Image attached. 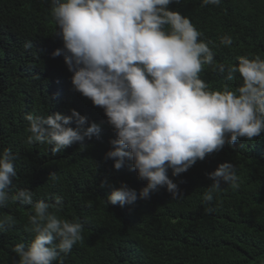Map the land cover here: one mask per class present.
<instances>
[{
    "label": "trees",
    "instance_id": "1",
    "mask_svg": "<svg viewBox=\"0 0 264 264\" xmlns=\"http://www.w3.org/2000/svg\"><path fill=\"white\" fill-rule=\"evenodd\" d=\"M169 8L187 17L202 33L200 39L210 42L216 63L237 64L242 56L264 59V0L206 6L201 0H180ZM55 27L50 0H0V152L10 149L17 157L12 194L30 189L34 201L50 203L58 195L63 203L59 215L84 225L83 242L60 254L63 264H264V132L225 144L178 176L169 170L181 197L173 199L161 187L149 199L138 197L123 207L107 203L111 188L101 182L113 187L123 182L137 192L146 182L127 165L116 170L113 160L105 158L114 138L106 123L91 139L57 153L47 145L25 143L27 113L70 115L75 109L89 122L106 120L102 108L73 90L63 55H52L63 46L53 34ZM224 35L232 37L231 46L220 45ZM29 41L33 47L26 49ZM199 75L214 90H234L241 83L239 74L227 80L208 65ZM223 162L234 164L240 187L222 185L205 203L202 195L211 184L206 173ZM49 174L59 179L52 181ZM209 207L212 212L206 211ZM30 213V206L18 201L0 207V216L15 219L0 232V264H17L13 247L32 240L25 230Z\"/></svg>",
    "mask_w": 264,
    "mask_h": 264
},
{
    "label": "clouds",
    "instance_id": "2",
    "mask_svg": "<svg viewBox=\"0 0 264 264\" xmlns=\"http://www.w3.org/2000/svg\"><path fill=\"white\" fill-rule=\"evenodd\" d=\"M173 2L180 0H50L53 34L63 44L52 55H63L73 90L102 108L106 120L89 122L75 109L70 115L27 113L25 143L47 145L57 153L91 139L104 123L109 125L114 138L105 158L113 160L116 170L127 165L146 182L137 192L123 182L113 187L102 181L101 187L111 188L106 200L112 205L149 199L161 187L179 198L182 194L169 170L178 176L225 144L264 132V59L242 56L237 64L216 63L210 42L200 39L202 33L187 17L169 8ZM201 3L219 5L221 0ZM231 44V36L220 40V45ZM24 47L33 45L29 41ZM206 65L226 74L227 80L239 74L240 85L234 90L210 89L199 75ZM16 158L10 149L0 152V207L18 201L31 209L25 230L33 238L13 247L17 264H63L60 254L83 242L84 225L78 218L59 215L63 203L58 195L50 203L34 201L30 189L12 194ZM206 175L211 184L202 195L205 203L214 200L222 185L240 187L232 163H220ZM49 178L59 179L55 174ZM14 224L13 216H0V232Z\"/></svg>",
    "mask_w": 264,
    "mask_h": 264
}]
</instances>
